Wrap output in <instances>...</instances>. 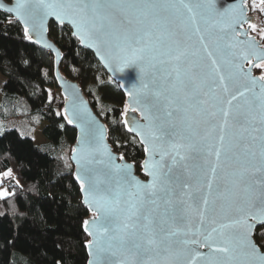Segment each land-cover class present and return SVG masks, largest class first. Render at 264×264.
I'll list each match as a JSON object with an SVG mask.
<instances>
[{"label":"snow or ice","instance_id":"obj_1","mask_svg":"<svg viewBox=\"0 0 264 264\" xmlns=\"http://www.w3.org/2000/svg\"><path fill=\"white\" fill-rule=\"evenodd\" d=\"M179 2L192 14L193 21L196 16L194 9H202L203 12L207 38L201 35L200 47L194 51L177 38L162 18L163 12L175 7L168 0H17L15 7H9L7 11H14L18 19L23 20L26 34L29 24L33 30H46L45 21L49 17H54L61 24L66 22L72 26L73 35L78 36L82 44L94 47L98 52L107 49L113 58L118 59L117 71L129 67L138 70L139 86L128 92L138 107L129 105V108L133 112L140 110L147 124L137 123L135 128L129 127L128 130L138 132L141 140L148 145L145 150L149 159L144 162L143 168L151 179L143 183L127 171L129 165L115 164L110 149L103 144V132L94 121H87L81 147L76 150L78 154H85L81 163L83 175L78 174L76 179L85 191V203L94 204L98 214L91 222L98 228L95 233H89L97 237L94 242H89L90 246L95 243L101 254L96 264H116L117 252L127 245L137 251L155 245L159 251L167 252L174 242L173 238H177L175 242L183 246L187 264H264V253L252 239L253 225L250 223L253 219L259 222L264 217V179L259 181L260 192L256 195V182L250 180L252 173L248 171V167L254 165L230 174L224 171L220 164L222 152L226 161L237 158L232 152V145H225L224 135L219 137L220 146L215 148L214 153L211 147L208 148V154L215 156V163L203 159L204 150L198 147L199 142L185 136V130L191 127L188 112L202 105L204 88L211 90L219 87L228 93L229 82L236 83L233 69L244 73V69L225 57L239 55L247 60L249 55L254 54L243 50L237 53L234 49L242 42H231L237 26L243 28L244 8L242 5L237 8L233 0ZM250 27L255 28V25ZM196 31L200 32L199 26ZM28 39L31 40L32 36L28 35ZM46 46L52 47L51 44ZM210 48L215 50V55ZM201 49L206 54L207 64L191 59L199 56ZM217 56L221 63L217 62ZM101 59L106 60V57L102 55ZM203 59L200 57L201 61ZM260 59L264 61V56ZM146 65L150 72L146 71ZM255 66L264 67V63ZM196 68L200 73L207 69L206 75H198L194 72ZM245 74L255 82L251 69ZM260 79L264 83V77ZM249 91L245 88L232 95L229 106L238 96L243 97ZM259 99L264 105V97ZM127 114L128 109L125 110L126 117ZM65 115H68V109H65ZM73 115L86 120L85 113L75 101ZM223 115L227 124L228 111H224ZM68 123H73V120L69 119ZM124 123L128 124L127 118ZM259 140L261 164L257 171L264 172V135ZM246 155L253 157L255 154L248 150ZM197 157L203 159V163L197 166L196 173L207 187L208 194L214 181L218 188L224 185L232 192L234 215L226 223L211 221L204 229L206 235L198 230L195 235H203V240L178 239L181 235L179 229L169 231L161 226L158 232L154 231L151 226L166 224L165 217L183 219L184 196L203 206L200 216L201 224H204V213L210 203L208 194L201 189L192 190L191 184L184 178L189 171L188 162ZM98 165H103V169ZM7 174L10 175V171ZM241 185L245 187L241 189ZM7 195V191L0 192V197ZM158 200L167 206L162 213L157 211ZM84 224L87 228L89 221ZM190 245L207 247L209 252L201 253Z\"/></svg>","mask_w":264,"mask_h":264},{"label":"trees","instance_id":"obj_2","mask_svg":"<svg viewBox=\"0 0 264 264\" xmlns=\"http://www.w3.org/2000/svg\"><path fill=\"white\" fill-rule=\"evenodd\" d=\"M49 28L62 50L63 75L80 83L107 124L109 143L141 175L144 148L124 123L127 100L120 84L80 46L70 27L54 22ZM55 62L50 51L28 39L18 20L0 10V74L5 78L0 118L25 119L47 140L37 145L18 129L0 134V188L7 172L14 180L9 194L0 197V264H87L89 259L84 222L91 213L70 162L77 134L56 92ZM256 73L264 75V67ZM255 240L264 250V226L257 228Z\"/></svg>","mask_w":264,"mask_h":264},{"label":"water","instance_id":"obj_3","mask_svg":"<svg viewBox=\"0 0 264 264\" xmlns=\"http://www.w3.org/2000/svg\"><path fill=\"white\" fill-rule=\"evenodd\" d=\"M169 3L175 4L174 8H169L167 11L162 13V18L168 22L171 31L176 33L177 38H179L184 44L190 46V50L194 51L200 47L199 39L201 35L207 38V32L205 31V23L202 19V9H194L196 12L195 20L192 19V14L188 12L187 9L183 8L179 0H168ZM194 2V0H193ZM250 0H233V4L239 8L241 5L244 8V23L243 28L237 26L236 32L234 34L233 40L231 42L235 43L240 41L242 43L237 44L234 51L239 53L240 51L254 52V54L249 55L247 60L242 59L239 55L235 58L231 56H226L225 58L231 60L234 65H239L240 68L244 69V73L236 71L233 69L236 83L233 84L229 82V92L225 93L223 89L219 87H214L209 90L207 87L204 88V95L201 96L203 101L202 105L193 107L188 112L189 122L191 124L190 128L185 130V136H190L194 141H198V147L203 149V159H206L210 163H215L214 154H208V148L211 147L214 153L215 148L220 146L219 137L221 135L225 136V145H232V152L235 153L237 158L233 160L226 161L224 154H221V167L226 173H233L242 170V167H248L249 165H254L255 167H248V171L252 173L250 180L255 181V194L259 195L260 186L259 181L264 179V172L257 171L260 167V149L259 137L264 135V105L260 102V97H264V83L261 82L260 75L256 73L257 64H262L264 61L260 59L264 56V42L263 40L257 39L252 35V27L250 25L256 26V17L251 15L249 8ZM17 0H0V10L7 15H11L13 18L19 21V23L25 29V24L23 20L18 19L16 13L7 11V8H14ZM223 6V5H221ZM56 23L60 26L67 25L71 28L72 34L74 29L68 23L61 24L54 17H49L45 21L44 31L33 30L31 24L28 25L29 31L28 35L32 36V41H34L42 50L50 51L56 60L55 62V79L58 83V87L63 98V113L65 109H68L67 120L72 119L73 123L70 125L76 130L77 138L74 146L72 147L70 153V162L74 167V177L77 175H83L81 172V163L84 160V153H77V149L81 147V140L87 131V121H94L95 125L101 129L103 132V144H106L108 149H110L111 155L114 159L115 164L119 165H129L130 168L127 169L136 179L143 183H147L151 178L147 176L144 172V162L149 159V153L145 149L148 145L141 140V136L138 132L129 131L132 135L136 136L139 142L142 144L145 153V160L143 161L141 175L137 173L135 164L129 162L121 154L115 152L108 140V127L107 124L99 117L97 112H95L91 102L86 97L85 91L79 82L70 79L63 75L60 70L62 59V50L57 46L56 43L49 37L50 24ZM199 26L200 32L196 31V27ZM74 37L78 36L73 35ZM37 41H42L37 43ZM80 41V39H79ZM51 44L52 47L49 48L46 45ZM80 46L86 50L92 51L95 58L100 62L101 66L106 70L107 74L114 79L118 84H120L121 89L126 95L128 114L127 117L124 113V120L127 118L129 127H136V124L140 125L147 124V119L145 116H141L140 110L133 112L129 105L133 108L138 107L134 103L133 97L128 95V92L134 91V86H139V73L135 67H129L124 71H117L116 66L118 64V59L113 58L107 49H101L99 52L96 48L91 46H86L80 42ZM215 53L213 48H210ZM104 55L106 60H102L101 56ZM203 57V61L200 60ZM194 62L207 64V57L203 50H200L199 56L191 57ZM217 62L221 63L220 57L217 56ZM146 71L150 72L151 69L145 66ZM248 69H251V77L255 78L253 82L245 74ZM222 71L224 70L222 66ZM198 75H206L207 69L204 73H200L198 68L194 69ZM245 88L250 89L246 92L243 97H237V100L232 101L231 106H229L228 101L231 99L232 95H236L238 91H244ZM74 101L79 104L81 112L85 113L86 120H81L73 115V104ZM125 109V110H126ZM86 110V111H85ZM224 111H228L229 115L227 117V124H225V117L223 115ZM214 114V115H213ZM69 124V123H68ZM147 133V129L144 130ZM250 150L255 155L253 157H248L246 152ZM122 157V159H121ZM159 160V157H156ZM203 159L197 157L196 159L190 160L188 162L189 171L185 174V179L191 184L192 190L201 189L205 194H208L207 187L201 182V177L196 173V168L198 165L203 163ZM98 168L103 169V165H98ZM101 178H103V172L101 171ZM80 184V181L77 179ZM87 179L85 178V184L87 185ZM81 185V184H80ZM241 189L245 187L240 186ZM239 191V190H237ZM85 191L82 189V199L83 204L90 210L91 216L86 219L89 221L87 228L84 224V231L90 237L87 243V253H89V259L87 264H96L97 260L100 259L101 254L99 253L97 246L93 243L91 246L89 242H94L97 237L96 235H90L89 233H95L98 225L92 224L94 218L98 216L95 211V205L90 203H85ZM126 198V197H125ZM184 200L183 209V219L172 220L167 217L166 224L163 225H152V229L156 232L159 231V227H165L169 231L180 230L181 235L178 239H199L203 240V235H195L198 230L206 235L204 229L208 226L211 221H216V223H226L234 213L232 212L233 194L228 191L224 185L217 187V182H213V189L210 194H208V199L210 201L208 210L204 213V224H201L200 212L202 209L201 204L194 203L187 196L182 197ZM157 204L159 208L158 212H163L166 205H164L162 200H158ZM149 208H153V205H147ZM250 223L253 225L252 228V239L256 243L255 233L258 227L264 226V217L260 218L259 222L255 219L251 220ZM177 238H173V243L171 248L167 252H161L156 249L155 245L148 246L147 250L137 251L131 245H127L125 248L120 249L117 252L116 264H187V257L184 255L183 246L179 245L176 241ZM260 251L264 253V250L260 245L256 243ZM196 251L207 254L209 248L203 247L201 245H190Z\"/></svg>","mask_w":264,"mask_h":264},{"label":"rangeland","instance_id":"obj_4","mask_svg":"<svg viewBox=\"0 0 264 264\" xmlns=\"http://www.w3.org/2000/svg\"><path fill=\"white\" fill-rule=\"evenodd\" d=\"M257 6V7H256ZM249 8L251 10L250 14L253 16H256V29H252V35H254L257 39H262L264 36V2L262 0H258V3L256 4L255 0H250L249 2ZM264 42V40H263ZM263 75V74H261ZM5 81V78L0 74V86L3 87V82ZM60 98H62V94L60 92V89H57L56 91ZM63 99V98H62ZM1 100V98H0ZM18 129L21 135L23 136H31L35 142L38 144L40 142L41 138H44L42 136L40 129H35L34 127L30 126L27 122V120L22 118H11V119H1L0 118V134L4 133L6 130H16ZM8 173V172H7ZM7 176H10L9 174H4L1 177V180L6 178ZM7 191L9 194L8 188L2 187L0 188V192Z\"/></svg>","mask_w":264,"mask_h":264},{"label":"built area","instance_id":"obj_5","mask_svg":"<svg viewBox=\"0 0 264 264\" xmlns=\"http://www.w3.org/2000/svg\"><path fill=\"white\" fill-rule=\"evenodd\" d=\"M2 181H3L4 185H5V187L8 188L9 190L13 188L14 180H13L12 176H7Z\"/></svg>","mask_w":264,"mask_h":264},{"label":"crops","instance_id":"obj_6","mask_svg":"<svg viewBox=\"0 0 264 264\" xmlns=\"http://www.w3.org/2000/svg\"><path fill=\"white\" fill-rule=\"evenodd\" d=\"M5 82V81H4ZM4 82H3V85H4ZM0 88H2L1 86H0ZM41 130V129H40ZM36 143V142H35ZM47 143V140L45 139V138H41L40 139V142L38 143L39 145H44V144H46ZM37 144V143H36ZM37 144V145H38Z\"/></svg>","mask_w":264,"mask_h":264}]
</instances>
